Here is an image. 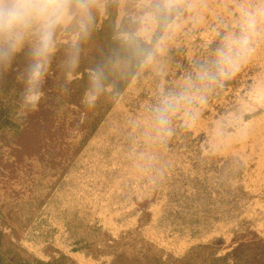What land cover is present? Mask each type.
<instances>
[{"label":"rangeland","instance_id":"obj_1","mask_svg":"<svg viewBox=\"0 0 264 264\" xmlns=\"http://www.w3.org/2000/svg\"><path fill=\"white\" fill-rule=\"evenodd\" d=\"M164 6H177L180 14L152 61L141 65L82 151L62 155L66 173L28 229L16 235L36 257L47 261L53 250L78 264L112 261L74 252L68 221L97 224L116 239L144 220L142 234L177 257L215 240L221 255L240 243L264 247V15H257L248 49L225 47L224 39L241 35L244 13L264 9V0H93L94 19L80 41L78 65L71 69L66 60L56 61L41 88L49 81L72 82L103 65L104 42L93 31L107 20L108 7L116 10L117 37L127 40L152 10ZM74 33L75 21L58 29L54 53L69 48ZM160 109L167 124L158 118ZM46 118V140L39 129L30 132L18 162L26 152L42 156L53 147L56 118ZM77 135L69 129L58 138L67 144Z\"/></svg>","mask_w":264,"mask_h":264},{"label":"trees","instance_id":"obj_2","mask_svg":"<svg viewBox=\"0 0 264 264\" xmlns=\"http://www.w3.org/2000/svg\"><path fill=\"white\" fill-rule=\"evenodd\" d=\"M156 14L160 27L153 42L148 44L135 36L128 40L118 38L116 10L107 8V20L99 30L93 31V35L104 42L106 58L102 89L92 106L84 102L85 94L91 89L90 74L86 72L69 83L49 81L40 88L46 93L45 97L38 108L31 111L23 102L25 69L29 62L26 52L18 54L10 68H0V264H78L65 253L53 250L48 254L49 260L40 259L22 247L15 237L28 229L55 183L66 173L68 167L62 162V155L76 156L82 151L113 109L116 98L145 62V53L152 52L175 16V12L160 8L156 9ZM68 52V47L59 49L51 56L48 68L52 69L56 61L66 60ZM108 87L113 88L111 93L104 91ZM51 114L56 118L52 127L55 135L51 136L53 147L42 156L26 152L18 162L16 154L24 148L23 142L30 132L39 129L46 140L44 134L49 131L46 117ZM61 116H66L67 120L60 119ZM69 129L71 134L76 131L79 135L64 144L58 134ZM73 222H67L74 239L73 251L96 260L106 256L113 258L110 263L101 264H264V247L254 241L240 243L231 252L221 255V246L215 240L192 246L177 257L142 234L140 228L147 221L143 220L141 227L116 239L97 224L77 226Z\"/></svg>","mask_w":264,"mask_h":264},{"label":"clouds","instance_id":"obj_3","mask_svg":"<svg viewBox=\"0 0 264 264\" xmlns=\"http://www.w3.org/2000/svg\"><path fill=\"white\" fill-rule=\"evenodd\" d=\"M93 0H0V68H10L18 54L26 52L29 62L25 69V89L23 93L24 107L31 111L38 108L43 93L41 82L47 72L50 58L56 50V33L60 28H67L75 21L74 38L70 47L66 66L75 69L79 62L80 41L90 34L93 22ZM264 15V9L258 12H245L243 31L239 36H226L225 47L231 43L248 49L250 33L257 27V15ZM217 54L233 69L236 65L225 53L224 48H218ZM242 51L237 54L244 55ZM145 63L153 59L150 52L145 53ZM104 67L98 65L90 73L91 89L85 94L84 102L94 105L102 89ZM67 91V89H65ZM164 109L158 110V118L162 124H167Z\"/></svg>","mask_w":264,"mask_h":264},{"label":"crops","instance_id":"obj_4","mask_svg":"<svg viewBox=\"0 0 264 264\" xmlns=\"http://www.w3.org/2000/svg\"><path fill=\"white\" fill-rule=\"evenodd\" d=\"M160 9L161 10H163V9L171 10V11L175 12V16H174V19L172 20V22L167 25V27H166L163 35L159 39L158 43L165 36V34L167 33L168 29L178 20L179 14H180L179 9L177 8V6H170V7L164 6V7H160ZM159 27H160V25H159V23L157 21L156 10H152L149 13V15H147V19L141 21L140 26L137 28V33L134 34L133 36L142 39L144 42H146L148 44H151L153 42L154 38H155V35H156ZM157 44L153 48L152 52L156 48ZM152 52H151V54H152Z\"/></svg>","mask_w":264,"mask_h":264}]
</instances>
